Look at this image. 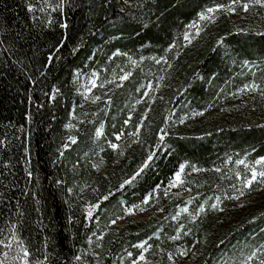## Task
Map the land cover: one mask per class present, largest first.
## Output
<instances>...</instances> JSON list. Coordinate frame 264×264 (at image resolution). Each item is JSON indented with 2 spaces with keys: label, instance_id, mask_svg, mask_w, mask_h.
I'll list each match as a JSON object with an SVG mask.
<instances>
[{
  "label": "trees",
  "instance_id": "1",
  "mask_svg": "<svg viewBox=\"0 0 264 264\" xmlns=\"http://www.w3.org/2000/svg\"><path fill=\"white\" fill-rule=\"evenodd\" d=\"M221 4L210 14L215 22L200 20ZM243 4L251 9L245 32L233 21ZM263 62L264 7L255 0H0V241L13 244H0V259L16 251L15 230L33 261L79 264L98 229V264H132L141 255L183 262L181 253L193 247V264H240L264 246V201L233 225L224 228L223 219L238 212L232 207L242 197L241 177L250 176L237 161L259 169L255 162L264 157V94L245 87L264 89V66L249 67ZM74 121L75 144L67 127ZM121 133L132 144L120 164L127 177L156 153L131 185L93 168L100 154L113 160L109 142ZM181 164L189 199L172 189L164 194ZM76 182L100 187V229L73 196ZM216 196L223 211L209 206ZM155 204L165 218L112 225L125 209ZM144 241V249L135 247Z\"/></svg>",
  "mask_w": 264,
  "mask_h": 264
},
{
  "label": "rangeland",
  "instance_id": "2",
  "mask_svg": "<svg viewBox=\"0 0 264 264\" xmlns=\"http://www.w3.org/2000/svg\"><path fill=\"white\" fill-rule=\"evenodd\" d=\"M226 12H230V11L226 10ZM250 12H251V9H248V11H244L240 15H235L233 17V21L238 25L239 29L244 31V32L246 31L245 27L247 26V23H246L247 19L246 18ZM216 15H217V13H213V16H216ZM262 66H264V62L263 63H251V64H249L250 68H252L253 70H258V71L260 70V68ZM96 87H93V88L95 89ZM73 125L76 126V121L73 122ZM74 129H75V127L69 128L70 142H71V138L75 136L76 130H74ZM117 141L118 142L116 144L119 147L115 150H113L111 148V150L114 153L113 154L114 155L113 160L109 161V160H107V158L105 156L100 154L97 162H93V168L97 171L98 174H100L104 177H108V179H110V180H111V177H119L121 184H124V182L126 180L130 179V177H127V173L124 170L126 166L121 167L120 164L122 162V159L125 157L127 149L132 147V144H131V141L128 142L127 145L125 142L123 143L122 137L120 140H117ZM121 143H123L122 150H120V144ZM75 186H76V188H78V191H76V193H74L73 196L76 197V199L79 202L81 209L87 215V210L89 209V207H91L92 205H95V204H99V202H97L96 200L97 199L100 200V192L99 191L101 189L97 184L89 183V182H87V183L84 182L81 186H79V182H76ZM182 188H183V186L180 188H173L172 189V196H174L176 198L189 199L190 195H191V191L182 190ZM247 191H249V193H245L239 199L238 203L234 207H232V209H237L238 212L235 213L234 215H232L228 220H226L225 218L223 219L224 228L229 226V225H233V224L237 223L238 219L241 215V213H240L241 211L243 212L245 210H250L255 203H257L259 201H264V184H260L258 180L253 183L251 189L246 188L245 192H247ZM176 193H179V195H176ZM101 199H104V198L102 197ZM142 209L143 208H141V207L137 208L136 210L130 209L131 214L129 211H127L124 218L116 219L115 220L116 223L115 224L112 223V225L123 226L127 220H131L133 223H139L142 221H146L151 216H157L161 219L165 218V216H166L164 207H160L156 204L153 207H151L149 210H147V209L142 210ZM160 209H163V211H160ZM96 211H97L96 208H92V218H90V219L93 220L94 223L97 225V227L100 229V226L103 222V218H102L103 217L102 216L103 211L102 210H99V212H96ZM94 233L95 234H93L87 242L88 243L87 250L82 251V253L78 259L79 264H88L90 258H93L95 260V263L98 264L97 262H98L99 256H98L97 249L100 246L101 241H102V239H100V238L103 236L98 234V229ZM194 250H195V247H193L189 252L183 251V253H184L183 254V259H184L183 262H177L171 258V261H170L171 264H193L195 259H196V255L194 253ZM135 262H136V264H159L158 261L149 260L147 258H145L144 260H141L140 258H138L137 260H135Z\"/></svg>",
  "mask_w": 264,
  "mask_h": 264
},
{
  "label": "snow or ice",
  "instance_id": "3",
  "mask_svg": "<svg viewBox=\"0 0 264 264\" xmlns=\"http://www.w3.org/2000/svg\"><path fill=\"white\" fill-rule=\"evenodd\" d=\"M125 2H127V0H125ZM233 3H235V0H233ZM255 3L264 7V0H255ZM49 7H51V5H49ZM224 7L225 6L222 4L216 5L215 7H208L206 9V11H202L199 13V18H200V20H209L211 22H215L214 17L210 14L216 13L218 10L223 9ZM242 7L245 11H248V9H249L248 4H243ZM53 10L55 11V9H53ZM227 10L228 11H234V8L232 7V5H228ZM29 11H33V9L29 8ZM195 26H196L195 22H193V24L189 25V27H195ZM65 27H66V25H65ZM184 39L185 40L189 39V35L187 33L184 34ZM221 43H223V41H221ZM172 47H175V45H173ZM116 54L122 55V53H119V52H117ZM129 59H131V57H129ZM152 59L156 60L155 57H153ZM133 63H135V61ZM157 63H159L158 60H157ZM129 75H130V73H124L120 77V79L121 80H127ZM92 76H93V79L91 81L92 87H96L97 86L96 81L98 79L97 74L93 73ZM160 79H163V77H161ZM99 86L102 87L103 85L101 84ZM151 87H152L151 85H148L149 89H151ZM245 87L249 88L250 90H259V91H261L262 94H264V89H260L259 85L255 84V83L251 84L250 86L246 85ZM85 88H86L87 92L91 91V88H88L87 85H85ZM85 98H87V97H85ZM53 99H54V97H53ZM99 99H100L99 96L94 97V101L99 100ZM138 103H139V101H138ZM197 115H203V113H197ZM73 118H75V117H73ZM145 118H146V116H145ZM130 120H131V117H129L128 120L125 121V123H128ZM67 127L72 128V127H74V125L69 123L67 125ZM136 127H137V131L132 133L133 136H137L139 134V128L143 127V122L141 121L140 124L137 125ZM160 132H161V135H160L159 139L161 142H163L165 139L166 130L161 129ZM103 135H104L103 126H101V128H99L96 131V136L100 137ZM122 135H123V133L117 135L116 140H120ZM71 142L73 144H75L77 142L76 138L72 137ZM109 145L113 150H115L119 147L117 144L111 143V142H109ZM157 147L159 148V145ZM155 156H156L155 152H150L148 157H147V160L142 164V166L138 169V171L130 179L126 180L124 183L131 185L133 183V181H136L137 178L140 177L142 175V173H144L145 169L149 167V164L152 162V160ZM237 163L245 165V167L248 169V172L250 173L249 177H246V178L241 177V185L239 188V195L240 196H243L245 194L244 190L246 188L251 189L253 183L256 182L257 180L259 181L260 184H264V157H262L260 160L255 162L256 164L261 165V167L259 169H257V167H255L254 165L245 164L244 160H239V161H237ZM186 167H187L186 164L180 165V167H179L178 171H176L174 177L169 180L168 187L164 189L165 195H168L170 189L180 188L182 186H185L186 181L183 179L182 174L185 172ZM192 170L193 171H200V169L195 168V167H193ZM217 171H220V169H217ZM29 175H31V174L29 173ZM237 176L240 177L239 172L237 173ZM189 191H190V189H189ZM176 195H179V193H176ZM228 198L229 199H238L239 197L238 196L237 197L229 196ZM151 199H152V196L150 194L147 198H145L142 201V203L146 205L149 203V201ZM214 199H215V202L211 203L209 206L213 210L223 211V209L220 208L221 197L216 196ZM104 200L107 201L108 196H105ZM207 203H208V201H205V204H207ZM92 208L99 209L100 205L95 204V205H92L91 207H89V209L87 210V215L89 218H92ZM142 210H146V209H142ZM125 211H129L131 214V210L125 209ZM160 211H163V209H160ZM180 211L181 212H188L189 210H188V208H181ZM199 212H201V213L205 212V207L200 206ZM173 219H175V217H173ZM112 223L115 224L116 221L113 220ZM12 232H13L12 241L15 242V244L17 245V249L12 255H10L9 251H5L3 253V259H0V264H15L16 261H22V264H44V260L36 259L35 261H33L31 259L30 250L27 247L23 246V241L17 239L16 235L14 234L15 230H12ZM100 239H103V237H101ZM172 239H174V240L179 239V236L172 237ZM147 243H148L147 241H144L141 244L135 245V247L140 248V249H144L145 245H147ZM0 244H2L5 249H9V250H11L13 247L12 242L0 241ZM183 254L184 253H181V255H183ZM131 255L132 254L129 253V256H131ZM169 258H171V257H169ZM77 259H79V257H77ZM140 259L144 260L145 258L143 255H141ZM45 260H47V255H45ZM133 264H136V262L133 261ZM240 264H264V246H261L260 248L256 249L255 251L250 252L240 262Z\"/></svg>",
  "mask_w": 264,
  "mask_h": 264
}]
</instances>
